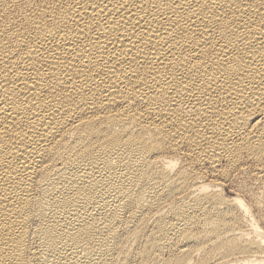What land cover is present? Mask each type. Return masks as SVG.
I'll list each match as a JSON object with an SVG mask.
<instances>
[{
	"label": "bare ground",
	"instance_id": "6f19581e",
	"mask_svg": "<svg viewBox=\"0 0 264 264\" xmlns=\"http://www.w3.org/2000/svg\"><path fill=\"white\" fill-rule=\"evenodd\" d=\"M0 264H264V0H0Z\"/></svg>",
	"mask_w": 264,
	"mask_h": 264
}]
</instances>
